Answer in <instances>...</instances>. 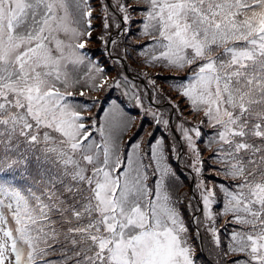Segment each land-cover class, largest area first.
I'll list each match as a JSON object with an SVG mask.
<instances>
[{
    "label": "snow or ice",
    "instance_id": "1",
    "mask_svg": "<svg viewBox=\"0 0 264 264\" xmlns=\"http://www.w3.org/2000/svg\"><path fill=\"white\" fill-rule=\"evenodd\" d=\"M101 9L105 32L141 25L144 66L185 73L170 88L196 122L168 99L203 205L204 221L194 220L210 233L216 264H264V0H115ZM95 11L91 0H0V264H196L169 160L180 150L151 133L147 149L125 144L135 120L121 105L100 119L91 115L97 101L76 99L78 86H122L85 50ZM127 56L125 47L117 63ZM148 83L159 103L164 90ZM129 93L144 108L135 85ZM144 114L171 124L151 107ZM201 143L219 184L203 176ZM217 217L233 226L226 245Z\"/></svg>",
    "mask_w": 264,
    "mask_h": 264
},
{
    "label": "rangeland",
    "instance_id": "2",
    "mask_svg": "<svg viewBox=\"0 0 264 264\" xmlns=\"http://www.w3.org/2000/svg\"><path fill=\"white\" fill-rule=\"evenodd\" d=\"M91 2L93 4V7L96 9V11L94 12V16H96L97 18L93 20L94 31L92 32L91 42L86 45L85 50L94 59L95 62L99 63V65L105 69L109 84H111L113 79L117 77V73H120L122 86L120 88L105 87L104 89L96 91H90L88 85H84L82 88L78 86L76 88V99L80 103H88L89 105L92 104L93 100L97 101L96 106L91 110V115L100 119L103 118L104 111H107L108 108L112 105L113 101H115L117 104L121 105L125 112L135 120V124L132 126L131 130L127 133V135L124 136L125 144H127L130 139L136 140L138 142L142 141L143 146L145 147V149H147V145L150 140L149 133L152 134L151 139L153 142H155L156 139H161L162 137L166 138V142L170 145H175L181 153L180 158H177L176 154L170 153V158L172 159V161L179 164L181 163V165L187 171H189V173L195 175V173H193L188 167L190 157L186 155L188 150L183 145V142L180 138V132L178 131V124L180 123L182 118L180 117L177 110L170 104L168 99V97H171L173 100H176L178 103H180L179 111L183 112L184 117H188V119L193 123L196 122L197 118L189 115V111L186 110L187 105L182 103L177 98L176 93L170 88L171 84L179 82L177 80L171 79L170 76L183 78L185 76V73L182 72L183 74L180 75L179 73L171 72L160 67L152 68L144 66L143 60L139 56L138 49L139 46L146 41H138L136 39V37L139 35L141 25L135 22L132 23L129 26L130 34L128 35L121 33L120 30L114 26V24L107 30V32H105L103 28L104 13L101 9V3L106 2L109 4H114L115 0H91ZM121 27H124V25H121ZM101 37H103V39H101ZM113 39L117 40L118 42L115 49H113L110 44L106 45L107 41ZM125 47H127L128 49V56L123 60L122 64H118L117 56L123 53ZM134 48H136L137 50H133ZM109 52H113V55L110 56ZM144 73H147V77L144 75ZM125 76H127L128 78L126 82L123 80ZM148 77L155 78L159 87L164 90V95L160 96L159 103H156L155 101L154 90L152 88V85L148 83ZM133 85H135L136 91L142 98L144 108L151 107L153 108V110H158L163 115L164 119L170 118L171 124L168 128H165L163 125H160L158 127L151 114L145 117L144 108L137 106L135 99L132 97L131 93H129V95L127 96L124 95V92L132 88ZM81 90L85 92V95L83 97L79 96V92ZM150 97H152V99H150ZM166 108H168V110H166ZM101 109H103L104 111H101ZM203 131L207 133L210 132V129L205 128ZM199 148L203 151V158L206 162L204 164L203 176L208 181H216L215 177L206 176V174L211 176L216 175L215 172L211 171L208 165V163L210 164L208 158L212 155V153L210 151L204 150L205 146L203 145V143L199 145ZM177 178H179L178 173ZM189 181L191 182V180H188L186 183H174L175 190L180 187L183 191V199L187 195V192H189L190 194L194 193L195 195H199L198 191L196 193L194 189L189 186ZM194 183L195 177L192 178V187L194 186ZM216 183L218 182L216 181ZM178 197H180L181 199L180 192L178 193ZM192 207L189 209L188 215L185 217L183 216L184 221H187L188 223L190 222L192 224L193 227L190 229L188 225V228L189 231L193 234V239L195 240V237L202 239V250L204 251V254L209 258L211 257L216 263L218 257L217 259L215 258L214 252H212V248H207L211 244V242L205 239V233L207 231L203 227V223L201 224L199 229H197V225L194 220L195 217H199L201 222L204 221L203 205L202 210L199 211H197L198 208L196 206H194V208ZM179 208L180 211H182L181 205H179ZM212 211L215 212L216 210L212 207ZM226 219L227 218L224 217L218 218L217 222L219 229H224L229 226L228 224H226ZM197 230L199 231L198 236L196 235ZM210 237L211 236H209V238ZM194 245L196 247L195 243ZM195 254L197 255L196 251ZM196 264H206V260L203 261L198 257L196 258Z\"/></svg>",
    "mask_w": 264,
    "mask_h": 264
},
{
    "label": "trees",
    "instance_id": "3",
    "mask_svg": "<svg viewBox=\"0 0 264 264\" xmlns=\"http://www.w3.org/2000/svg\"><path fill=\"white\" fill-rule=\"evenodd\" d=\"M180 75L181 74H183L182 72H180L179 73ZM180 75H178V76H180ZM173 77H176V76H170V78L171 79H173ZM184 78V77H183ZM182 79V78H181ZM174 80H176V79H174ZM178 81V80H177ZM166 110H168V108H166ZM157 140V139H156ZM203 145L205 146V144L203 143ZM170 153H169V160H170V162H171V165L172 166H174V168H175V170H176V172L178 173V176H179V178H177L176 179V181L175 182H178V183H183V182H187L188 180H191V182H192V178L193 177H195V175H192L191 173H189V171H187L182 165H181V163L179 164V163H175L174 161H172V159L170 158ZM208 165H209V167H210V169H211V165L208 163ZM206 176L207 177H215V179H216V181L218 182L217 184H219L220 182H221V178H219L218 176H216V175H213V176H211V175H208V174H206ZM191 182L189 181V186L192 188V189H194V191L197 193V191L195 190V188H194V186L192 187L191 186ZM225 183H227V181H224ZM182 186V185H181ZM180 192V194H181V203H180V205H181V208H182V211H181V213H182V216H187L188 215V212H189V209L192 207V208H194V206H196L199 210H200V207L202 206V203L200 202V197H199V195H195L194 193H189V192H187V195L185 196V198L183 199L182 198V193H183V191L181 190V188L180 187H178L176 190H175V194H176V196H178V193ZM198 197V199H197V197ZM190 198H191V203H190ZM216 211L215 212H213V213H216V212H218L221 208H222V204H215V205H213L212 206ZM201 212V211H200ZM184 217H183V219H184ZM218 218H221V217H217V220H218ZM188 222L186 221L185 222V224L187 225V227H188V225H189V227H190V229L193 227L192 226V224L189 222L188 224H187ZM217 227H218V222H217ZM232 225H229L227 228H224V229H220V239H221V242H222V244L223 245H226L227 243H228V240H229V235H230V232H231V230H232ZM222 230V231H221ZM209 236H211L210 235V233H205V239L207 240V241H209V242H211V244L207 247L208 249L209 248H212V252H214V255H215V258L217 259V255H216V252H217V250L215 249V247H214V244H213V242H212V238L210 237L209 238ZM196 244V247H195V249H196V253H197V255L195 254V257L196 258H200L201 260H206V264H216L215 262H214V260L210 257H208V256H206L205 254H204V251L202 250V248H203V245H202V239L201 238H198V237H195V240L193 239V244Z\"/></svg>",
    "mask_w": 264,
    "mask_h": 264
},
{
    "label": "clouds",
    "instance_id": "4",
    "mask_svg": "<svg viewBox=\"0 0 264 264\" xmlns=\"http://www.w3.org/2000/svg\"><path fill=\"white\" fill-rule=\"evenodd\" d=\"M200 210H202V206L200 207Z\"/></svg>",
    "mask_w": 264,
    "mask_h": 264
}]
</instances>
